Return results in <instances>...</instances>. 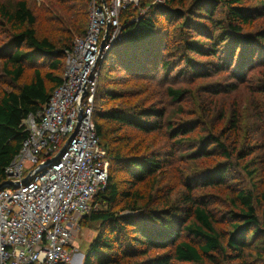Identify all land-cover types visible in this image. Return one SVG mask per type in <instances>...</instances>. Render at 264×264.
I'll return each mask as SVG.
<instances>
[{
    "label": "trees",
    "instance_id": "16d2710c",
    "mask_svg": "<svg viewBox=\"0 0 264 264\" xmlns=\"http://www.w3.org/2000/svg\"><path fill=\"white\" fill-rule=\"evenodd\" d=\"M248 1L141 0L138 7L122 13L120 42L127 46L116 48L120 42L115 43L103 63L115 52L121 54L114 65L131 68L133 75L161 69L169 77L176 64V75L185 72L202 78L227 68L235 81L224 89H199L197 94L188 87L168 86V96L177 105L172 110L155 103L103 108L97 100L126 96L114 89L98 92L93 120L109 169L104 189L94 196V208L80 221L83 227L96 224L97 232L83 264L264 262V28L248 30L261 9ZM89 3L0 0V31L8 40L3 69L11 84L0 95V184L7 180L6 170L28 136L24 120L41 112L63 82L64 72L59 71H65L66 52L87 30ZM147 7L150 13L141 15ZM171 23L178 36L173 35V43L160 41L162 24ZM193 54L216 59L204 63L194 60ZM29 68L32 73L25 79ZM220 98L227 103L218 106ZM186 100L195 103L187 108ZM185 112L190 119L183 118ZM164 129L175 145L191 143L184 155L190 160L210 162L218 157L223 162L198 165L197 174L182 179L181 191L164 184L171 154L145 147L147 138L164 134ZM198 130V139L191 140ZM237 168L251 188L242 184L230 188ZM229 188L233 194L222 217L228 226L223 231L211 207L217 202L205 196Z\"/></svg>",
    "mask_w": 264,
    "mask_h": 264
},
{
    "label": "built area",
    "instance_id": "2783aa9c",
    "mask_svg": "<svg viewBox=\"0 0 264 264\" xmlns=\"http://www.w3.org/2000/svg\"><path fill=\"white\" fill-rule=\"evenodd\" d=\"M140 1L90 0L88 27L65 54L62 84L24 120L28 136L6 170L15 185L0 190V264L73 263L76 230L108 180L93 120L100 66L121 38L122 13Z\"/></svg>",
    "mask_w": 264,
    "mask_h": 264
},
{
    "label": "rangeland",
    "instance_id": "374dc122",
    "mask_svg": "<svg viewBox=\"0 0 264 264\" xmlns=\"http://www.w3.org/2000/svg\"><path fill=\"white\" fill-rule=\"evenodd\" d=\"M42 1V0H40ZM148 4H155L160 3L162 0H144ZM250 5H261L260 9V15L257 21L254 23V25H251L250 31H255L260 28H264V0H249L248 1ZM260 3V4H258ZM33 4V3H32ZM142 9V8H141ZM150 8H144L141 10V15H145L149 12ZM263 12V13H262ZM158 23H162L163 21L157 18ZM88 23H89V15H88ZM175 23L171 24H162V31L159 32V36L157 38H160V41H166L167 43H173L174 36H178L179 30L173 29ZM248 28V27H247ZM3 30V29H2ZM158 35V34H157ZM174 35V36H173ZM191 38L194 37L195 40L204 41L205 39L199 36H190ZM122 39L121 38L117 40L116 44L119 43ZM8 43V40H5V33L0 31V95L1 92L5 89L9 90L11 89V84L9 82V78L7 77L5 70L3 69V61L7 56V49L3 48ZM126 42H120L116 45V48L119 47H126ZM225 44L221 46V49H224ZM123 48V49H124ZM115 52H112L104 61H102L100 66V76L98 81V88H97V94L101 90H108L112 91L114 89L115 91H121L122 95H125V99L119 98L117 100L113 101H101L97 100L98 105L103 108L108 107H129L133 105H150V104H158L163 105L166 108L172 110L173 108L177 107L176 103H174L171 100V97L168 96L167 87L172 86L173 88H178L180 86L182 87H188L192 90L194 94L199 93V89L207 90V89H218L219 86H221L222 89H224V86L227 84H230V82L235 79H231L228 74H230V70L227 68L220 70L219 73H215L212 76L209 77H202L198 78V75H192L188 73H179L176 75L177 69L175 68L176 64H173L172 72L170 73V76H166L161 69H156L152 71L151 75H133L130 73L131 68L129 67H122L119 66L121 64H118L116 67V64L114 65V61H117L120 58V54H117ZM192 57L196 61L204 62V63H210L213 62L216 57H207L203 55L193 54ZM42 61V60H41ZM121 61V59L119 60ZM42 70L45 71L46 69L44 66H42ZM64 68L59 71L60 75H63ZM32 73L31 68L28 69L27 77L25 79H28ZM251 73V70L249 71ZM251 74H249L248 77H250ZM25 79L23 81H25ZM196 79V80H195ZM220 88V89H221ZM203 92V91H202ZM234 95V94H233ZM206 98V97H205ZM232 100V99H231ZM195 101H189L186 100L184 104L187 108L194 105ZM227 101L223 98H220L218 100V106L220 104H226ZM167 109V110H168ZM191 111V110H190ZM184 119H190L189 113L183 114ZM166 129H164V134H160L157 136H150V138L146 139V150H156V149H166L167 153L171 154L170 162L167 165L165 169L166 176L163 178L164 184H170L172 186L178 187V191L183 190V186L181 185L182 179L184 177L195 173L198 171V165H207L210 167H213L215 164L223 162L221 158H211L210 162L206 161L204 158H198L197 160H190V156H184L186 154L187 148L191 143H188L186 147L182 145H175L173 142V138L170 136V134L166 133ZM203 133V132H201ZM246 131L244 132V139L246 137ZM194 136H191V140L198 139L196 135H200V130L198 132H195V134H192ZM141 139V137H140ZM122 142L121 144H123ZM187 143V142H186ZM205 167V166H204ZM199 173V172H198ZM240 173L242 174L241 169L237 168L236 170H233V176L234 180L233 183L230 186V188H233L234 190L237 189V184H242L243 187L251 188L252 184L250 183L249 179L243 178V176H240ZM197 174V173H195ZM229 189H221V190H211L210 194L206 195L205 197L213 196V201H216L217 204L214 202L211 203L212 209L216 212V215L220 219V223L218 224V227L220 230H227V222L225 219L222 220V217L224 215V212H226L229 208V199L233 192ZM198 193V191L196 192ZM97 207V206H96ZM98 208V207H97ZM96 224H92L89 227H83L82 224H80V228L76 230L75 237L73 240V247L75 249V254L73 255L75 258L72 264H82L85 257V254L87 252V249L89 247V244L91 241L95 238L97 232L95 231ZM82 261V263H81ZM264 264L263 261H260L258 264ZM223 264H238L237 262L229 263L225 262Z\"/></svg>",
    "mask_w": 264,
    "mask_h": 264
},
{
    "label": "water",
    "instance_id": "95a60500",
    "mask_svg": "<svg viewBox=\"0 0 264 264\" xmlns=\"http://www.w3.org/2000/svg\"><path fill=\"white\" fill-rule=\"evenodd\" d=\"M62 152H63V150H61V151L57 154V156L55 157V159H56L57 157H59V156L62 154ZM53 160H54V159H53ZM24 180H26V178H25ZM12 185H15V183H14V182H11V181H5V182H3L2 184H0V190H2V189H4V188H7V187H10V186H12Z\"/></svg>",
    "mask_w": 264,
    "mask_h": 264
},
{
    "label": "crops",
    "instance_id": "0c3cea01",
    "mask_svg": "<svg viewBox=\"0 0 264 264\" xmlns=\"http://www.w3.org/2000/svg\"><path fill=\"white\" fill-rule=\"evenodd\" d=\"M80 258H82V256H81ZM80 258H79V255H78L77 258L74 257V259H75V260L78 259V261L80 260ZM83 258H84V257H83ZM81 263H82V261H81ZM82 264H83V263H82Z\"/></svg>",
    "mask_w": 264,
    "mask_h": 264
}]
</instances>
